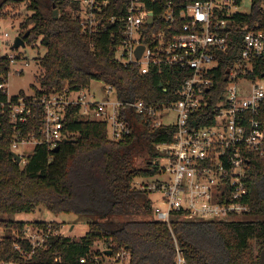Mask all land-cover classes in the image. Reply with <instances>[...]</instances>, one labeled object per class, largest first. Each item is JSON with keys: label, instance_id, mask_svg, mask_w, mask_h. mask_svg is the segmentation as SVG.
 <instances>
[{"label": "built area", "instance_id": "obj_1", "mask_svg": "<svg viewBox=\"0 0 264 264\" xmlns=\"http://www.w3.org/2000/svg\"><path fill=\"white\" fill-rule=\"evenodd\" d=\"M57 1L68 3L67 11L77 17L84 33H111L118 40V61L138 66L141 74H160L164 91L170 76L179 74V99L156 106L108 97L94 102L90 88L71 90L65 84L58 92L17 94L13 101L5 82L0 90L8 100L1 106H8L14 123L27 124L36 118V109L42 111L40 136L33 131L24 137L20 129L15 133L11 150L20 156V164L29 155L27 147L53 150L69 138L64 128L72 107H78L81 120L105 122L114 142L131 135L124 116L133 112L149 117L154 127H176L171 143L157 145L161 157L156 175L136 184L151 197L161 196L158 205L152 199L157 221L233 222L245 217L250 212L248 169L253 156L264 155V0H169L162 5L160 0ZM118 6L124 13L110 14ZM256 10L260 16L252 23ZM8 58L12 65L18 61ZM223 65L228 68L224 79L218 73ZM216 82L222 89L218 95L213 91ZM112 91L109 87L106 94ZM172 112L176 122H164ZM34 223L16 234L12 249L18 261L2 257L9 233L0 227V264L28 262L37 252L49 250L52 240L65 236L54 222ZM78 264H130V254L108 247ZM175 264H188L178 245Z\"/></svg>", "mask_w": 264, "mask_h": 264}, {"label": "trees", "instance_id": "obj_2", "mask_svg": "<svg viewBox=\"0 0 264 264\" xmlns=\"http://www.w3.org/2000/svg\"><path fill=\"white\" fill-rule=\"evenodd\" d=\"M23 2H28L27 10L32 12L26 22L31 26L26 43H40L46 49L38 59L37 97L61 91L65 84L71 90H80L98 81L111 87L119 101L137 99L156 106L179 99V74L170 76L164 91L160 74H141L138 66L116 59L118 40L111 33H84L77 17L67 11L68 3L49 0V10L43 12L38 0H0V17L8 5ZM54 5L58 17L54 16ZM119 10L120 6L112 8L110 14L124 13V8ZM259 16L256 10L251 22ZM10 65L8 56L0 55V85L6 82ZM227 71L223 65L218 73L224 79ZM219 86L217 83L213 90L217 95L222 90ZM19 94L25 95L23 91ZM7 100L8 95L0 90V216L45 207L56 215L84 218L89 225L79 240L61 236L51 241L49 250L39 251L21 264H78L83 257L101 254L92 250L97 241L114 252L127 250L130 264H175L176 245L188 264H264V155L253 156L248 169L246 202L250 212L243 219L214 222L177 218L163 223L154 217L151 195L137 188L135 180L156 175L161 157L157 145L171 143L176 127H154L149 117L129 112L124 117L131 135L114 142L105 122L81 120L78 107H72L64 128L69 142L63 141L55 153L36 146L25 163L17 164L11 150L15 133L20 129L24 137L33 131L40 136L43 117L36 109L34 120L16 124L8 106H1ZM30 224L0 220V227L9 233L3 242L4 259L18 261L12 245L16 234L21 235Z\"/></svg>", "mask_w": 264, "mask_h": 264}, {"label": "rangeland", "instance_id": "obj_3", "mask_svg": "<svg viewBox=\"0 0 264 264\" xmlns=\"http://www.w3.org/2000/svg\"><path fill=\"white\" fill-rule=\"evenodd\" d=\"M38 1L40 3V9L43 12L49 10V0ZM27 5L28 2L8 5L0 17V55L18 58L16 64L10 65V72L6 79V91L10 97L22 91L26 95L31 96L34 95L36 89L40 88L39 84L36 82V78L40 75L38 59L45 54L46 49L42 47L40 43L32 45L26 43V46L20 49H14L13 47L16 37L26 34V32L31 29V26L26 23L32 15V12L27 10ZM6 34H8V37L5 36ZM108 88L109 87L105 86L102 82H91L90 91L95 94V98L92 99V101L101 102L106 100L107 97L112 101L116 100L117 97L114 91L110 94H106ZM92 117L94 118L93 115ZM164 122H176V113L172 112L169 114V116L164 118ZM31 151L32 147L26 148L27 154H30ZM141 180V178H137L135 181L139 182ZM160 197L161 196L157 194L152 196V199L156 201V205H158ZM243 218L244 217L241 219ZM0 220L27 223H34L37 221L55 222L61 226V230L66 237H70L75 241L84 237L89 230V225L87 222H84V218L73 214L56 215L45 207H38L30 213L0 216ZM107 248L108 245L106 243L97 241L92 250L93 252H102Z\"/></svg>", "mask_w": 264, "mask_h": 264}, {"label": "water", "instance_id": "obj_4", "mask_svg": "<svg viewBox=\"0 0 264 264\" xmlns=\"http://www.w3.org/2000/svg\"><path fill=\"white\" fill-rule=\"evenodd\" d=\"M54 8V16L58 17L59 15V11L55 8V5L53 6ZM152 21V19H150V22ZM30 32H26V34H24L22 37H16L15 42H14V49H20V48H24L26 46V39L29 37ZM139 52H137V58L139 59L141 56V53L143 51V47L139 48L138 50ZM66 142H69V140H65ZM59 150V146L56 147L55 149L52 150L53 153L57 152ZM13 158L16 161L17 164L21 163V158L20 156H18L17 154L13 153ZM107 254H111V251L106 252Z\"/></svg>", "mask_w": 264, "mask_h": 264}]
</instances>
